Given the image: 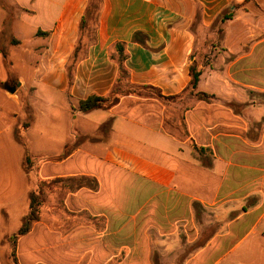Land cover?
Masks as SVG:
<instances>
[{
	"label": "crops",
	"instance_id": "crops-1",
	"mask_svg": "<svg viewBox=\"0 0 264 264\" xmlns=\"http://www.w3.org/2000/svg\"><path fill=\"white\" fill-rule=\"evenodd\" d=\"M90 2L0 0V109L10 104L11 115L23 118L16 125L0 118V155L9 150L8 142L15 143L12 133L21 127L52 139L58 124L59 137L90 140L87 145L95 151L89 156L99 160L97 172L55 174L45 171L49 162L41 166L45 179L85 175L97 184L64 199L67 218L72 207L79 210L77 227L55 226L57 215L51 213L19 239L17 257L32 238L40 248L26 255L78 247L82 264H104L120 247H161L168 253L175 247L180 260L186 248L211 247L238 235L232 245L240 246L264 219V0H97L96 12L89 13ZM219 18L223 52L216 60L222 66L202 71L199 64L196 91L211 98L192 101L182 114V134L168 128L166 105L156 99L130 95L110 109L77 110L91 95L111 96L118 84L117 44L124 47L131 85L156 88L165 97L183 93L191 81L190 66L199 61L197 49L214 32L199 35L212 31ZM218 43L214 39L212 47ZM16 49L25 55L17 66ZM25 65L28 74L21 70ZM8 85L16 86L14 93ZM79 119L93 121L95 130L76 126ZM130 187L146 193L145 204L165 196L160 200L165 213L151 208L141 219L140 210H127L131 195L124 190ZM170 194L176 197L173 220L166 216Z\"/></svg>",
	"mask_w": 264,
	"mask_h": 264
},
{
	"label": "rangeland",
	"instance_id": "rangeland-1",
	"mask_svg": "<svg viewBox=\"0 0 264 264\" xmlns=\"http://www.w3.org/2000/svg\"><path fill=\"white\" fill-rule=\"evenodd\" d=\"M222 20V18H219L212 31L208 33L202 32L199 35V38H202L203 35H211V33L214 32L213 37L206 36L208 41L205 45L203 44L205 47L201 45L197 49L198 64H201L202 71L210 69L211 67L222 66V63L218 64L216 60L219 54L223 52ZM216 38L219 43L215 44V47H212L214 46L213 41ZM13 56L15 57L14 60H16V66L25 58V55L20 49H16ZM21 70L23 73L28 74L29 69L27 65L23 66ZM1 76L3 77L4 75L2 74ZM128 87L125 79H123L119 82L117 90H119L118 92H124L129 89ZM137 91L141 98L156 99L163 102V104L166 105L165 115L168 117V128L180 134H182L183 131L185 132V128L183 129L181 124L182 114L190 109L192 101L195 99L190 95L189 91L183 93V95L173 101H162V99L158 98L155 91L152 90ZM12 108L10 104L1 106L0 118L2 123L6 122L8 125H14V122H16V124L23 122V118L15 119L11 115L10 112ZM64 115L63 112L60 117L63 118ZM82 123L89 128L90 133L95 130L93 128V121L79 119L76 126L79 127ZM53 128H57L55 131L56 133L53 134L55 137L51 139L50 136V139H48L43 138L39 132L33 129L27 132L26 129L21 127L20 131L12 133L15 143L13 142L14 144H10L8 142L7 148H9V150L0 155V264H14L10 257L11 246L8 238L18 232L24 216L29 212V193L31 191H41L44 197V202L40 207L41 220L48 219L50 214L54 213L57 215V219L55 223H53L55 226L63 229L66 224L70 223L75 228L80 221H82L79 216V210L72 207L73 211L71 213L73 216L67 218V214H69L68 212L70 211L65 209L64 199L68 194H75L82 186L93 188L97 184L94 177H86L85 175H76L72 177L56 176L52 179L40 177L41 166L47 162H49L50 165L48 167L46 165L47 168H45V171L48 169L55 174L75 171L81 172L84 168L97 172L96 167L99 160L96 161L92 155L89 156L90 154H94L92 152L95 151L90 149L87 145L90 143V140L79 135L76 137L70 135L62 139L59 137V125L56 124ZM97 132L98 131L92 134L94 138L97 137ZM8 139L12 140L11 136H9ZM65 142H69V145L66 149H62ZM78 148H82V150H78ZM77 150L78 153L68 162L59 164L61 160L66 159L71 153ZM27 153L28 160L26 159ZM152 158L157 161L160 160V157ZM11 180L13 181L12 183L10 182ZM28 186L29 190L26 197L24 190L26 191ZM124 191L131 195L127 203V210L130 212L140 210L142 216L140 215L139 218L142 219L145 213L151 210V208L158 212L165 213L163 205L160 204V200L163 202L165 196H158L145 204L147 195L143 193V191L138 192V189H134V187L127 188ZM199 191V189H196L197 195H200ZM205 191L206 196H208L210 192L207 190ZM202 196H204V194H202ZM175 198V194H170L168 197L169 204L166 216L171 220L174 219L176 214ZM73 203H75V200H73ZM90 220H92L90 222L95 223V218L90 217ZM263 230L264 219L262 224L259 225L240 246L233 247L235 245H232L233 240L241 238V235H238L235 239L232 238L230 242H223L221 244L215 243L212 244L211 247H200L197 245L195 247L186 248L180 260H177L175 247H172L169 253L162 251L161 247H120L113 259L104 264H122L123 261L127 259L130 260V264H179L178 262H180V264L181 262H187L186 264H264ZM37 244L38 243L33 238L28 243L23 244L19 247L18 251L21 256H18L17 259L25 260V262L41 261L44 264L48 261L56 264H82V262L78 263L77 259L79 255L78 247H71V250L68 249L67 251H64L63 248H56L26 255V252L30 251V249L40 248L34 247L37 246ZM125 264H127V262Z\"/></svg>",
	"mask_w": 264,
	"mask_h": 264
},
{
	"label": "trees",
	"instance_id": "trees-1",
	"mask_svg": "<svg viewBox=\"0 0 264 264\" xmlns=\"http://www.w3.org/2000/svg\"><path fill=\"white\" fill-rule=\"evenodd\" d=\"M97 8H98L97 0H91L90 6H89V13L96 12ZM85 28H86L85 21L83 19V22L81 23L80 29L83 32ZM140 37H141L140 33H135V35H134L135 40H140L141 39ZM116 47H117L118 54H119V59H118L119 75H118L117 82L119 84V82L121 80L125 79V82L129 86L128 87L129 89L127 91H124V92H118L119 90H117V86H118V84H117V86L113 89L111 96L99 97L96 95H91L87 99L81 100L79 102V105L77 107L78 111L86 113V112H90L92 110H97V109H110L114 104H116L121 99V97L130 96V95L139 96V92L137 90L155 91L158 98L162 99V101H173L176 98L183 95V93L189 91L190 95H192L196 100L209 102V100L211 98V96L209 94L196 91L197 85H198V82L200 81V76H201V70H199L198 62H194L190 66L191 81H190L187 89H185V91L179 95L165 97L156 88L149 87V86H144V87L133 86L128 82L130 74L125 69V67L123 66V61L125 59L124 47L122 44H117ZM80 48H81V45L79 47H77V49L75 51L73 63L77 60V56H78V52H79ZM194 147L197 150H202V149H199L196 145H194ZM26 159L28 160V153L26 155ZM29 200H30L29 212L27 215L24 216L20 229L18 230V232L16 234H14L12 237L8 238V241H9L10 246H11L10 257L13 260L14 264H19L18 259H17V243H18V240L21 237L29 234L33 228V225L41 220L40 207L42 206V204L44 202V197L42 195V192L41 191H31L29 193Z\"/></svg>",
	"mask_w": 264,
	"mask_h": 264
},
{
	"label": "water",
	"instance_id": "water-1",
	"mask_svg": "<svg viewBox=\"0 0 264 264\" xmlns=\"http://www.w3.org/2000/svg\"><path fill=\"white\" fill-rule=\"evenodd\" d=\"M6 88H7V90H8L10 93H14L15 90H16V86H15V85H13V86H9V85H8Z\"/></svg>",
	"mask_w": 264,
	"mask_h": 264
}]
</instances>
